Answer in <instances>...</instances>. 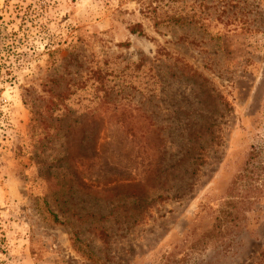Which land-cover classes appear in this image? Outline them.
Here are the masks:
<instances>
[{
  "label": "rangeland",
  "instance_id": "374dc122",
  "mask_svg": "<svg viewBox=\"0 0 264 264\" xmlns=\"http://www.w3.org/2000/svg\"><path fill=\"white\" fill-rule=\"evenodd\" d=\"M0 264H264V0H0Z\"/></svg>",
  "mask_w": 264,
  "mask_h": 264
},
{
  "label": "trees",
  "instance_id": "16d2710c",
  "mask_svg": "<svg viewBox=\"0 0 264 264\" xmlns=\"http://www.w3.org/2000/svg\"><path fill=\"white\" fill-rule=\"evenodd\" d=\"M132 31H133V33H135V32H136V29H133ZM141 33H142V32H140V34H141Z\"/></svg>",
  "mask_w": 264,
  "mask_h": 264
}]
</instances>
